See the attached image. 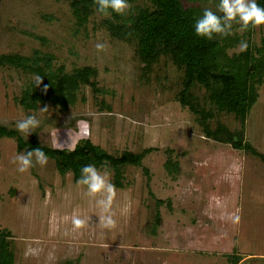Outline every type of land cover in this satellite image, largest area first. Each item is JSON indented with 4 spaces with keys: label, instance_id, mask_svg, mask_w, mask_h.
Returning a JSON list of instances; mask_svg holds the SVG:
<instances>
[{
    "label": "rangeland",
    "instance_id": "374dc122",
    "mask_svg": "<svg viewBox=\"0 0 264 264\" xmlns=\"http://www.w3.org/2000/svg\"><path fill=\"white\" fill-rule=\"evenodd\" d=\"M71 1L0 0V55L47 54L51 69L68 73L89 66L98 90L81 85L66 110L51 103L27 110L17 98L39 76L0 65V126L16 130L35 115L40 127L28 137L16 130L24 140L71 150L88 138L114 157L148 151L140 165L120 166L118 180L110 166L96 167L116 189L117 227L106 229L98 224L99 195L89 196L72 172L60 174L51 158L18 171L13 158L26 151L0 136V230L10 232L14 264H264V162L204 135L176 100L183 70L168 57L147 65L134 40L112 35L94 7L79 24ZM219 2L185 3L223 15ZM239 28L234 22L233 31ZM263 35L264 25L253 27L255 44ZM239 45L230 52H241ZM218 124L264 154V84L244 123L215 112L210 125ZM74 213L87 219L85 227L74 228Z\"/></svg>",
    "mask_w": 264,
    "mask_h": 264
},
{
    "label": "trees",
    "instance_id": "16d2710c",
    "mask_svg": "<svg viewBox=\"0 0 264 264\" xmlns=\"http://www.w3.org/2000/svg\"><path fill=\"white\" fill-rule=\"evenodd\" d=\"M187 1L128 0L132 7L125 15L109 10L111 15L105 18L103 24L112 35L134 40L138 57L147 65L165 56L183 70L184 80L176 100L195 115L207 138L229 143L234 149L257 155L264 162V154L244 140L241 132H231L223 124L213 129L210 125L215 112L233 114L242 123L245 122L257 101L258 87L264 84V35L259 44H255L252 40L253 26L250 25L246 31H233V35L226 37L214 34L209 40L198 36L194 25L204 10L190 8L185 3ZM256 2L264 8V0ZM71 7L78 23L82 24L96 5L94 0H72ZM242 41L247 42V51L230 52ZM51 61V56L38 52L33 57L0 55V65L22 69L42 78L39 86L31 83L21 91L17 101L23 108L36 110L40 105L51 103L60 110H66L74 103L75 93L81 85L91 84L94 90H98L91 81L93 68L84 66L68 73L63 67L51 69ZM195 87L204 89V97L200 98L194 92ZM0 136L15 138L20 150L41 148L48 158L55 161L60 174L72 172L75 180L80 179L81 168L88 164L110 166L118 180L120 166L140 165L148 151L137 154L126 151L114 157L88 138L79 139L71 150L51 148L24 140L16 130L3 126H0ZM9 235V231L0 230V264H14V255L7 240ZM61 264L79 263L67 260Z\"/></svg>",
    "mask_w": 264,
    "mask_h": 264
},
{
    "label": "clouds",
    "instance_id": "9594fccd",
    "mask_svg": "<svg viewBox=\"0 0 264 264\" xmlns=\"http://www.w3.org/2000/svg\"><path fill=\"white\" fill-rule=\"evenodd\" d=\"M94 3L96 5L94 10L105 17L110 16L111 12L125 15L132 7L128 0H94ZM217 11L223 15H217L211 9H205L202 17L196 20L194 27L198 36L211 40L214 34L221 37L233 35L234 22L241 25L238 29L241 32L246 31L250 25L253 27L264 25V8H261L256 0H220ZM95 48L97 51H105L106 44L97 43ZM247 48V42L242 41L238 50L243 52L247 51ZM36 80L37 86L43 82L41 77H36ZM39 127L40 121L35 115H29L16 123V130L26 137ZM13 163L19 165L18 171L25 172L36 165L45 166L48 163V156L41 148H35L15 156ZM107 175V172L101 174L95 165L88 164L81 168V177L78 183L87 186L89 196L99 195L96 200V206L100 209L99 226L114 229L117 227V221L114 218L115 213L112 211V205L116 189L106 178ZM87 223V219L73 214L72 224L75 229L83 228Z\"/></svg>",
    "mask_w": 264,
    "mask_h": 264
}]
</instances>
